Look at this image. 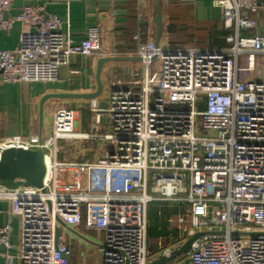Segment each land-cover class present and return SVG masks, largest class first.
Masks as SVG:
<instances>
[{
  "label": "built area",
  "instance_id": "1",
  "mask_svg": "<svg viewBox=\"0 0 264 264\" xmlns=\"http://www.w3.org/2000/svg\"><path fill=\"white\" fill-rule=\"evenodd\" d=\"M226 29L227 47L174 46L169 40L143 46L142 68L130 78L113 73L108 107L90 101L89 131L76 128L77 112L58 108L45 136L0 138V155L11 147L41 149L48 157L42 187L0 184L8 214L21 222L22 264H67L71 249L56 242L59 223L104 232L102 264H150L202 233L183 255L165 264H264V79L242 75L256 70L264 54L257 28L263 2L215 0ZM11 0H0V30L26 26L14 49H0L4 82H53L73 57L103 50L96 25L83 39L62 30L57 14L27 4L10 15ZM139 40V35H135ZM244 55L246 65L240 67ZM64 140L66 144H59ZM107 146L87 160L89 141ZM81 144V158L59 151ZM68 157V158H67ZM49 171V172H48ZM76 175L66 184L68 173ZM62 173V177H60ZM160 201L182 212V233L161 237L148 247V207ZM169 221L171 219L169 218ZM11 219L0 225V255L13 250Z\"/></svg>",
  "mask_w": 264,
  "mask_h": 264
},
{
  "label": "crops",
  "instance_id": "2",
  "mask_svg": "<svg viewBox=\"0 0 264 264\" xmlns=\"http://www.w3.org/2000/svg\"><path fill=\"white\" fill-rule=\"evenodd\" d=\"M159 2L163 24L161 40L168 36L170 40H175L180 45L190 44L197 47H227L231 44L230 35L234 29L225 28L221 8L215 5V0H159ZM27 4L44 5L47 13L57 14L63 22V32L78 40L85 38L91 27L100 26L103 50L100 54L86 59L73 57L68 64L61 66L58 79L53 82H4L0 78V138L11 135H47L52 130L53 114L60 107L78 106L84 109L86 112H79L74 108L77 119L79 118L76 128L79 131H89L93 118L90 109L91 99L48 97L43 104V122L40 125L42 97L46 94L95 92L97 63L103 56L117 58L105 62L103 66L101 73L103 91L109 86L113 73L118 72L121 78L127 80L130 78L131 67L141 69L138 44L146 46L156 41L158 0H11L9 14H18ZM258 20L257 28L241 31V34L246 36L264 34L262 5ZM169 26L173 27L170 34ZM24 29L25 25L16 22L12 29L0 30V49L9 50L17 47ZM135 35H139V40ZM255 76L264 79V54L258 56L256 70L244 73L242 78L246 80ZM82 115L88 117L87 125L83 124ZM84 151L85 148L81 144L75 143L64 152H68L70 157L81 158ZM45 163L47 165V157ZM75 175L74 172L68 173L65 183H73ZM47 176L46 173L44 181L47 180ZM62 176L60 173V177L64 178ZM156 202L167 206L160 201ZM8 209L9 203L0 199V225L11 219L13 226L11 241L14 244L9 257L0 255V264H22L19 256L20 218H10ZM55 237L57 244L63 240L71 249L67 264H102L104 238L102 230L89 228L84 222L78 227L61 222L56 226Z\"/></svg>",
  "mask_w": 264,
  "mask_h": 264
},
{
  "label": "water",
  "instance_id": "3",
  "mask_svg": "<svg viewBox=\"0 0 264 264\" xmlns=\"http://www.w3.org/2000/svg\"><path fill=\"white\" fill-rule=\"evenodd\" d=\"M157 23V44L160 40L163 24H162V11L160 2L158 0V9L156 14ZM116 57H100L97 63L96 81L97 90L88 94L77 93H61V94H46L41 99L40 109V125L43 122V104L50 96L65 97V98H97L103 91V81L101 73L105 62L115 60ZM47 169L45 164V154L41 149H27L23 147H11L5 149L0 155V184L14 187L18 184H31L42 187ZM202 233H196L189 237L185 243L178 249L174 250L170 256H163L150 264H165L169 263L174 258L185 254L191 247L192 243Z\"/></svg>",
  "mask_w": 264,
  "mask_h": 264
},
{
  "label": "rangeland",
  "instance_id": "4",
  "mask_svg": "<svg viewBox=\"0 0 264 264\" xmlns=\"http://www.w3.org/2000/svg\"><path fill=\"white\" fill-rule=\"evenodd\" d=\"M167 40L170 41V38H168V36L165 37ZM239 65L240 67H243L246 65V59L245 56L242 55L240 57V61H239ZM108 89L109 86L103 91V93L101 95H99L97 97L98 101H99V105L101 107H108ZM74 108L76 110H79V112H84L85 110L82 108H79L78 106H74ZM73 108V109H74ZM86 112V111H85ZM82 119H83V124L87 125L88 123V117L87 116H83L82 115ZM79 121V118L77 119V122ZM82 123V120L80 121ZM59 144H66V142L64 140H60ZM88 150L90 151V154L87 158V160H94L96 158L97 152H100L101 155H103L104 153L107 152V146L103 145L101 147L98 146V141L94 140V141H89L88 142ZM67 154L68 152H64V151H59V158L63 159V154ZM68 158V157H67ZM83 158H81L82 160ZM19 185V184H18ZM160 209V215H156V219L154 221H151L150 224L152 226V230L150 232L149 238H148V247L151 250H156L157 249V242L161 239L160 238V230L162 229L160 226H166L165 229L162 230V232H164V234H168L169 232H173V233H177V234H181L182 233V228L184 226H189L190 225V218H188V222L186 224H180L178 219H179V215L181 214L182 210L180 208H175L172 206H157L155 207V210L157 212V210ZM167 218H170L171 221L167 220ZM167 236H164V238Z\"/></svg>",
  "mask_w": 264,
  "mask_h": 264
},
{
  "label": "trees",
  "instance_id": "5",
  "mask_svg": "<svg viewBox=\"0 0 264 264\" xmlns=\"http://www.w3.org/2000/svg\"><path fill=\"white\" fill-rule=\"evenodd\" d=\"M172 30H173V27L172 26H169L168 27V32H169V34L170 33H172ZM171 44L172 45H174V46H179L180 45V43L179 42H177V41H175V40H171ZM156 205L157 206H162V205H160V204H158L157 202H153V203H151L150 205H149V207H148V219H149V227H148V231H147V235H148V238H149V235H150V232H151V230H152V226H151V224H150V222L151 221H154L155 219H156V215L158 214V215H160V209H158L157 210V212L156 211H154L155 210V207H156ZM166 205V204H165ZM157 215V216H158ZM169 218H167V220H168ZM162 229L160 230V238L161 237H164V236H169V235H174V236H177L178 234L177 233H173V232H169L167 235L166 234H164V232H162V230L163 229H165V227L164 226H160Z\"/></svg>",
  "mask_w": 264,
  "mask_h": 264
},
{
  "label": "bare ground",
  "instance_id": "6",
  "mask_svg": "<svg viewBox=\"0 0 264 264\" xmlns=\"http://www.w3.org/2000/svg\"><path fill=\"white\" fill-rule=\"evenodd\" d=\"M46 157H47V156H46ZM46 157H45V158H46ZM45 164H46V163H45ZM47 165H48V157H47ZM47 165H46V166H47Z\"/></svg>",
  "mask_w": 264,
  "mask_h": 264
}]
</instances>
